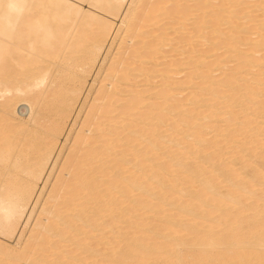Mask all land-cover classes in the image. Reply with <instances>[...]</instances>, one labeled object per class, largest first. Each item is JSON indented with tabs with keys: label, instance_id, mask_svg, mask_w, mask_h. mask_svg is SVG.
I'll list each match as a JSON object with an SVG mask.
<instances>
[{
	"label": "bare ground",
	"instance_id": "6f19581e",
	"mask_svg": "<svg viewBox=\"0 0 264 264\" xmlns=\"http://www.w3.org/2000/svg\"><path fill=\"white\" fill-rule=\"evenodd\" d=\"M244 1L0 0V264H264Z\"/></svg>",
	"mask_w": 264,
	"mask_h": 264
},
{
	"label": "rangeland",
	"instance_id": "374dc122",
	"mask_svg": "<svg viewBox=\"0 0 264 264\" xmlns=\"http://www.w3.org/2000/svg\"><path fill=\"white\" fill-rule=\"evenodd\" d=\"M244 2H247L246 0L244 1ZM257 13V12H256ZM259 14V13H258ZM256 15V14H255ZM117 20H118V18L117 19H115V21H114V23H116L117 24ZM115 48V45H113L111 48H109V50L108 49H106V46L104 47V49L102 50V57H104L105 55H106V53L107 54H111L110 52H113L114 50V48ZM107 48H108V46H107ZM218 54H221V52H217ZM208 61H210V59L208 60ZM96 72H97V70H96ZM96 72H95V74H96ZM217 73V72H216ZM216 73H210L211 75H216ZM95 76V75H94ZM180 76V75H179ZM90 81L88 82V84H86V88H85V95H86V93H87V91L88 90H90L91 88H90ZM87 89V90H86ZM91 93H93V92H91ZM85 95L83 96V98L85 97ZM78 110L79 109H77L76 110V112H75V114L78 112ZM78 123H79V121H78ZM71 125V122H69L68 123V128H69V126ZM112 176H114L113 174H112ZM18 231H19V234H18ZM16 233H15V235H13V237H14V239H13V237L11 238L12 240H8V239H6V240H3L2 238L0 239V241H2L1 243H4V245H6L7 247H13V246H16L17 244H18V242H19V239H20V237H23V235H24V233H25V231H26V229L24 230V232L23 233H21V231H22V228L20 229V230H18ZM18 234V235H17ZM22 234V235H21ZM20 235V236H19ZM15 240V241H14ZM6 243H5V242ZM13 241V242H12ZM15 243V244H14ZM11 245H13V246H11ZM189 250H194V248L193 249H189ZM250 252H252V251H250ZM237 253V252H236Z\"/></svg>",
	"mask_w": 264,
	"mask_h": 264
},
{
	"label": "snow or ice",
	"instance_id": "6c2138e0",
	"mask_svg": "<svg viewBox=\"0 0 264 264\" xmlns=\"http://www.w3.org/2000/svg\"><path fill=\"white\" fill-rule=\"evenodd\" d=\"M8 7H9V8H12V7H15V5H11V4H10V5H8Z\"/></svg>",
	"mask_w": 264,
	"mask_h": 264
}]
</instances>
